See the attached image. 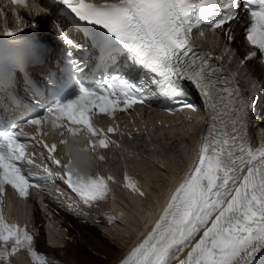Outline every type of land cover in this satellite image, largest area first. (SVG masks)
I'll list each match as a JSON object with an SVG mask.
<instances>
[{
	"label": "snow or ice",
	"instance_id": "obj_1",
	"mask_svg": "<svg viewBox=\"0 0 264 264\" xmlns=\"http://www.w3.org/2000/svg\"><path fill=\"white\" fill-rule=\"evenodd\" d=\"M77 23L103 31L86 32L85 41L95 49L96 62L113 64L123 58L140 66L158 79L159 94L172 99L180 107L193 112L198 108L186 97L183 83L189 82L199 93L206 119L193 163L172 191L168 202L152 228L119 264H169L178 253L188 251L178 264H255L264 253V143L254 146L249 134L250 111L254 105L235 85L230 75L211 63L212 53L202 52L192 43L193 30L207 27L219 30L229 41L235 39L230 23L239 19V8L246 12V39L254 49L246 60L264 58V0H55ZM27 7V0H12ZM35 7V5H34ZM40 12L44 9L40 8ZM37 27L36 24L32 25ZM6 35H13L5 31ZM70 48H82L61 29ZM203 31L200 35L203 36ZM68 63L79 76L73 79L71 91L61 88L49 76L54 93L45 105L44 115L26 121L41 132L45 124L53 130L66 129L67 137L76 138L82 130L92 137H103L93 117H114L133 105L146 103L143 82L135 83L120 75H101L87 79L86 64ZM243 62V61H242ZM46 83V87H47ZM38 93L34 96L38 97ZM67 122V123H65ZM109 133L114 129L109 127ZM43 132V135H47ZM65 136V132L60 133ZM23 128L16 124L0 128V196L10 186L21 198L31 188H39V180H52L48 166L44 175L23 168H40L27 154L28 143L21 139ZM43 143V141H37ZM70 158L63 165L64 182L86 206L106 201L112 177L86 175L81 168L87 149L76 150L71 159L68 139H62ZM93 148L107 147L105 139H89ZM49 159L56 145L43 143ZM34 153L31 154L34 157ZM103 159V157H98ZM125 186L143 195L135 182ZM37 181V182H34ZM71 207V205H69ZM27 226L9 224L0 209V264H11L10 257L25 250L33 264H54L39 253ZM190 246V247H189Z\"/></svg>",
	"mask_w": 264,
	"mask_h": 264
},
{
	"label": "bare ground",
	"instance_id": "obj_2",
	"mask_svg": "<svg viewBox=\"0 0 264 264\" xmlns=\"http://www.w3.org/2000/svg\"><path fill=\"white\" fill-rule=\"evenodd\" d=\"M24 15L28 17L27 13L23 14V17ZM6 21L8 24L13 23L9 19ZM1 25L0 22V26ZM230 27L235 39L229 41L227 37L220 32V39L218 41L219 47L225 48V46H229V49H234L239 55V59H243L247 55L248 48L242 40L240 28L235 22L232 23ZM41 28L43 29L44 27ZM45 33L47 38H52L51 33ZM208 37L209 36L203 34L201 39L207 40ZM210 47L212 48V46ZM244 70L251 72L253 76L257 77L258 84H261L262 89H264V77H261L262 70L255 61L246 62ZM196 116H198V113H190L187 111H183L174 117H166L156 112H152L151 114L148 113L146 117L140 116L137 122L133 121L131 124L125 122V128L128 131L126 136L131 137L133 130L135 129L138 134L144 132L148 134V132H150V130L156 125L162 127L177 126L181 123L180 118H195ZM258 119L259 122L256 123L255 128L256 131L260 132V138L264 139V115ZM254 124L255 123L252 122V119H250L249 134L253 142L257 135L253 128ZM196 135V141L190 145L191 147L188 150L189 155H187L188 158L183 168L179 171L174 170L173 168V170H171L170 168L168 170L167 181H163L159 177L155 179L150 178L145 174L146 170H135L137 172L136 177L139 180L137 186L143 195L134 192L129 187L126 191L123 188V185H121L122 179L121 175H119L116 180H111L109 182V192L106 201H101L98 205H93L91 207L82 203L83 206L87 207L94 214L95 222L93 218V223H89L84 218L76 215L77 213L75 214L72 212L73 210L70 211L68 209L69 207L66 208L61 205L54 197L44 194V202L47 205L46 215H48L47 223L44 228L42 225L43 217L45 215L44 212L41 211L35 203L30 202L29 200L27 212L31 215V222L36 232V235L34 236V246L36 250L39 253L44 254L48 260H53L54 264H119V262L127 256L130 250L140 242L145 234L152 228L153 222L158 219L162 210L166 206L170 194L178 186L185 173L188 171L197 152V145L200 136L199 131ZM166 138L171 142L172 139H174V136L167 135ZM159 140L160 139L156 137L149 146L158 144ZM140 148H142V146ZM133 152V147H129L125 151V154L121 155V161L127 169H130L129 164L133 162V159L135 158ZM118 183L122 188V195H120V197L117 194ZM57 190L58 189L55 191ZM58 191H60V189ZM73 197L75 198V196ZM123 201L129 205L128 217H126L124 210H127L128 208L122 204ZM108 204L110 205V210ZM27 212L25 211V213L21 214L23 218L25 217L24 214ZM51 224H56L57 227L61 229V237H58L50 230ZM111 224H118L122 227L118 235L113 236L106 233ZM45 229L47 230L46 234L48 237V243L44 240ZM187 251L188 249L186 248L184 252L178 253L177 256H174L171 260L185 256ZM10 260L11 264H33L29 254L24 251L17 252L14 256L10 257ZM255 264H264V253L257 255Z\"/></svg>",
	"mask_w": 264,
	"mask_h": 264
},
{
	"label": "rangeland",
	"instance_id": "obj_3",
	"mask_svg": "<svg viewBox=\"0 0 264 264\" xmlns=\"http://www.w3.org/2000/svg\"><path fill=\"white\" fill-rule=\"evenodd\" d=\"M207 44L214 47H218L219 45L218 41L213 37L208 38ZM225 57L229 62L234 61L233 56L229 52H226ZM238 69L240 71V79L244 83V86L247 87L249 83L252 82V77L249 75V73L246 72V70L242 69L241 67H238ZM254 88L255 86H251L252 90ZM246 90H248V88H246ZM180 120L181 123H179L177 126L162 127L160 125H156L150 130V132H148V134L146 132L141 134L132 133L131 137L123 135L121 137V148L118 151L111 150L109 151L108 155L106 154L108 158L105 162L104 168L109 169L112 175L117 176V174L120 172L121 155L125 154L127 148L133 147L135 158L133 159V162L129 164L130 172H132L134 175H137V170H146L145 174L150 178L155 179L159 177L163 181H167L169 173L168 170L170 168L171 170L174 169L177 171L183 168L189 152L188 150L191 147L190 145L195 141V135L198 131V119L196 117H187L186 119L180 118ZM167 135L174 136V139L169 142L168 138H166ZM156 137L160 139L158 141V144L149 146V144H151L153 139H155ZM141 146L142 148H140ZM84 163L92 165V162L90 161ZM102 167L103 165H100L101 169ZM62 194L63 196L58 197L57 201L66 205L67 207L71 205V207H69L70 210H73V212L77 213V215L84 216L89 223H93L94 214L89 209L82 205L77 206L71 204L65 199V193L62 192ZM117 194L119 195V197L120 195H122L119 187H117ZM122 204L126 208H128L127 210L124 209L125 215L126 217H128L129 205L125 201H123ZM28 217H30V215L27 212L25 214V218ZM43 219L47 223V218L43 217ZM121 229L122 227L120 225L111 224L106 233L116 236L120 233ZM50 230L58 237L62 236L61 229H59L56 224H51Z\"/></svg>",
	"mask_w": 264,
	"mask_h": 264
}]
</instances>
